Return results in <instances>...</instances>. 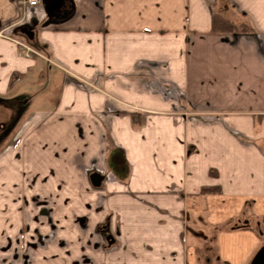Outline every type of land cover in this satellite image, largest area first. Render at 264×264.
<instances>
[{
  "label": "crops",
  "instance_id": "obj_1",
  "mask_svg": "<svg viewBox=\"0 0 264 264\" xmlns=\"http://www.w3.org/2000/svg\"><path fill=\"white\" fill-rule=\"evenodd\" d=\"M0 101L2 197L80 195L148 264H198L189 204L221 264L264 249V0H0Z\"/></svg>",
  "mask_w": 264,
  "mask_h": 264
},
{
  "label": "rangeland",
  "instance_id": "obj_2",
  "mask_svg": "<svg viewBox=\"0 0 264 264\" xmlns=\"http://www.w3.org/2000/svg\"><path fill=\"white\" fill-rule=\"evenodd\" d=\"M2 106L0 101V147L6 143L9 130L13 129L20 119L15 112L9 120ZM185 109L192 110L191 107L186 108L174 102L172 110L179 112ZM188 116H194L191 117L193 120L204 123L216 119L209 116L199 117L193 113ZM150 118L166 120L158 115H152ZM6 123H9L8 130L2 133V127ZM157 124L161 125L162 122ZM93 164L96 173L98 171L103 174L106 184L112 177L111 172L102 164ZM2 184L0 176V210L8 211L5 214L11 215L8 222L0 225V264H148L146 256H142L140 251L138 256H125V251L124 256L117 255L120 245L108 244L110 241L113 243L120 233L117 229L110 230L111 233L107 232L111 217L109 221L104 222L97 205L90 207L88 203L83 204L80 195L50 197L45 187H42L40 196L13 194L2 197ZM53 200H57L56 204ZM195 206L191 207L189 204L181 216L186 233L185 244L194 249L198 264H221L217 258L215 243L217 229L203 220H198L201 216L204 217V214L198 206L196 210H192ZM155 254L158 255L156 250Z\"/></svg>",
  "mask_w": 264,
  "mask_h": 264
},
{
  "label": "built area",
  "instance_id": "obj_3",
  "mask_svg": "<svg viewBox=\"0 0 264 264\" xmlns=\"http://www.w3.org/2000/svg\"><path fill=\"white\" fill-rule=\"evenodd\" d=\"M16 3L18 4L19 7H21L22 9H26V8H33V7H37L42 3V0H16ZM17 45L20 48V52L27 57H37V56H41V54L36 51L35 49L31 48L30 46L21 43L19 41H16Z\"/></svg>",
  "mask_w": 264,
  "mask_h": 264
},
{
  "label": "trees",
  "instance_id": "obj_4",
  "mask_svg": "<svg viewBox=\"0 0 264 264\" xmlns=\"http://www.w3.org/2000/svg\"><path fill=\"white\" fill-rule=\"evenodd\" d=\"M232 25L228 24L227 22L220 20V19H214L212 21V29L213 30H226L230 29Z\"/></svg>",
  "mask_w": 264,
  "mask_h": 264
},
{
  "label": "water",
  "instance_id": "obj_5",
  "mask_svg": "<svg viewBox=\"0 0 264 264\" xmlns=\"http://www.w3.org/2000/svg\"><path fill=\"white\" fill-rule=\"evenodd\" d=\"M250 264H264V249L255 255Z\"/></svg>",
  "mask_w": 264,
  "mask_h": 264
}]
</instances>
